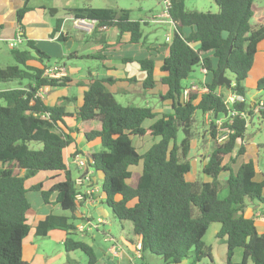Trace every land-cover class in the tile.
Segmentation results:
<instances>
[{
    "label": "trees",
    "instance_id": "16d2710c",
    "mask_svg": "<svg viewBox=\"0 0 264 264\" xmlns=\"http://www.w3.org/2000/svg\"><path fill=\"white\" fill-rule=\"evenodd\" d=\"M31 1L25 0L17 11L21 32L25 15L33 11ZM256 1L261 0H213L219 11L211 13L189 10L185 0H171L168 15L175 28L167 57L159 67L164 76L155 80L154 60H137L147 75L143 88L165 87L160 103L171 113L159 114L149 106L122 105L109 88L115 83L110 78L92 79L86 86L76 116L84 124V139L88 143L99 141L101 150L83 158L87 167L103 173V201L120 223L132 224L133 234L141 238L142 255L159 257L165 264L183 260L197 264L212 259L204 237L210 226L218 223L217 238L225 239L227 245L225 264H264V233H258L254 219L245 216L249 204L264 203V181L256 179L255 162L237 166L238 159L247 153V129L253 117L264 122V77L257 82L254 102L247 100L243 86L264 41V24L254 23ZM56 13L51 10L53 17ZM70 13L75 20L95 23L96 30L116 28L120 37L128 34L131 44L144 39L140 22L131 19L129 10L86 5ZM62 21L56 18L53 36L61 33ZM21 38L25 49H11L16 65L0 66V83L28 82L0 91V264H28L23 247L31 231V192L40 193L45 205L71 213L69 217L51 211L37 223L35 235L45 238L50 231L66 232V253L80 251L87 258L85 264H97L95 248L74 237L72 220H76L81 201L77 200L80 188L65 156L74 141V130L66 124L71 115L64 105H48L39 94L44 88H67L72 80L67 75L48 77L46 70L60 64L52 63L25 34L21 33ZM58 40L65 41L62 35ZM197 66L210 74L209 81L196 80ZM223 71L232 80L230 88L218 84ZM231 97H235L233 102ZM196 112L202 114L204 124L208 120L204 132L214 143L202 159V173L211 182L186 179L192 170L191 140L201 137L192 132ZM147 122L152 124L146 127ZM219 130L227 135L224 140L219 141ZM180 132L184 138L178 143ZM135 137H147L154 143L139 153ZM40 173L57 174L49 181L63 179L46 190L43 184L28 187L27 182ZM222 183L227 195L220 199ZM237 249L243 250L240 262L234 261ZM65 264L80 263L68 259Z\"/></svg>",
    "mask_w": 264,
    "mask_h": 264
},
{
    "label": "crops",
    "instance_id": "0c3cea01",
    "mask_svg": "<svg viewBox=\"0 0 264 264\" xmlns=\"http://www.w3.org/2000/svg\"><path fill=\"white\" fill-rule=\"evenodd\" d=\"M131 0H110L109 3H115L116 8L125 9L130 11V16L133 21L140 22L144 34V39L139 44H131L129 42V35L123 34L120 37V33L116 28L108 29H95V23L87 21H78L73 18L70 13V10L75 8H81L78 5H62L57 7L55 5L47 4V2H35L32 0L30 6L33 8V11L25 15L23 19L22 32L19 27L16 15L17 11L21 9L25 3V0H0V44L5 45L9 51L11 48L9 44L14 42L17 35L25 34L26 37L35 42L37 48L45 52L52 59V63L60 64L66 70V75L69 76L72 80V83L69 87L65 89H72L70 95H60L59 90H50L47 89L44 92L43 98L48 105H64L66 111L71 115L66 119V124L69 128L74 130L72 137L74 138L73 143L66 149L65 156L67 159V164L72 171L74 169L79 175L75 180L80 178H87L88 180L84 181L83 186L80 187L81 195H83V200L81 201V206L78 208L75 219L78 220V224H74L76 228L81 224H93V227L84 233L80 234L74 232V237L79 241H84L86 243H92L95 248L96 255L98 258L97 264H165L161 258H157L151 254H137L136 253V244L141 243V238L136 237L133 234V227L130 230L128 228L125 231L123 223H120L119 220L116 223L112 222L111 209L104 203L103 196L101 195V186H98L96 179H94V173L91 172L92 169L86 167L84 169L79 168L75 163V155L80 153L79 158H83L84 155H93L95 149L101 147L99 141H94L88 143L83 137L84 124L79 122L76 116V110L83 104V95L86 91V86L92 79H107L110 78L115 81L110 85V90L114 93L116 99L118 100L119 96L127 102H137V100H142L145 104L144 106H150L152 100L154 101L155 111L159 114H168L172 110L163 106L160 102L161 94L166 93V88L157 85L154 90H145L143 88V82L146 79V73L140 68V65L137 63V60L142 59H152L157 64L155 69V80L159 81L164 75L160 71L159 67L162 61L167 57V45L169 40H171L174 33V25L170 18L165 13L164 0L156 1V4L159 6L158 9H151L147 7L146 4H140L138 7H135L140 13L150 14V17L145 20H137L132 17L131 10L119 5L130 2ZM136 1V0H132ZM94 8H111L110 6L98 7L91 5V3H86L84 6L88 5ZM110 5V4H109ZM257 6V5H256ZM112 9V8H111ZM51 10H55L57 13L56 17L51 15ZM219 10V8H218ZM56 18L62 19V28L61 33L53 34L55 27ZM254 23L257 25L264 24V6L258 7L254 16ZM159 29H162L159 31ZM161 31L164 33L161 36ZM186 34L189 33V30L185 31ZM62 35L64 37V42H59L58 37ZM161 36L164 41H160L159 37ZM169 39V40H168ZM25 43L18 45L22 50L25 49ZM195 48H198V45H194ZM2 57V56H0ZM3 58V57H2ZM125 60H131L125 62ZM264 62V41L258 46V52L255 56V70L254 67L250 73L254 72L256 79L251 88L255 89L257 82L260 78L263 77L261 74L264 72V67H257L256 62ZM79 61H87L88 64L94 67H89L88 71L85 73L84 70L73 66ZM261 61V62H262ZM75 62V63H73ZM69 63L73 64L69 66ZM200 74L203 76L205 81H209L210 74H207L206 71L200 69ZM260 74V75H259ZM191 83H189L190 85ZM76 89V90H74ZM9 90V89H7ZM0 91H4L1 90ZM258 93L251 97L249 102H254L257 99ZM258 119L257 117H253ZM252 122L250 124H252ZM207 123V122H206ZM152 122H147L145 126L151 125ZM206 125V124H204ZM206 133L204 137L206 139ZM86 142L85 149H81L77 145V141L83 140ZM139 142L140 145L143 144L144 148H140L135 143ZM247 140V139H246ZM134 143L139 153L146 152L154 143V141L149 140L147 137H135ZM247 153L245 156L240 157L244 162L253 161L250 159V151L256 152L257 156L259 155L260 149L264 147L263 144H256L252 142H247ZM101 150V149H100ZM144 151V152H143ZM201 160L204 156L207 155L206 152L203 153ZM200 159V155L198 156ZM256 163L257 175L256 179L259 181H264V175L258 170V163ZM202 164V162H201ZM139 169L137 168V171ZM100 180H103V173L96 172ZM24 175V171L20 172V176ZM56 173H50L46 176L45 179H50L55 177ZM40 175H37L35 178L29 180L28 182L38 179ZM60 177L56 180H62ZM56 180H50L48 183H44L43 179L35 182L32 185L43 184V189L46 190L50 188ZM27 182V184H28ZM207 182V181H206ZM32 185L28 186L31 187ZM89 191H93V195H89ZM35 193L37 204L39 208L31 209L30 217H32V225L29 236L24 241L23 247V257L28 264H55L57 260L59 262L64 261L65 264L68 259L74 260L80 264H85L87 261L86 256H82L77 252H72L70 254L66 253L64 242L68 236L66 232L63 231H50L47 237H54L57 242L63 244L64 254H59L56 257H50L44 253V251L38 247L35 242V239L39 238L35 235V226L46 216L49 215L51 211L54 210L56 206H47L44 204V201L41 197V194L38 192ZM40 196V197H39ZM56 196L53 195L51 198L52 203H54ZM264 203L254 202L248 205L245 216L247 218H252L255 221L256 228L258 233H264V219L260 215H264L263 209ZM32 215V216H31ZM42 215V216H41ZM113 215V213H112ZM114 218H116L114 216ZM93 219H97L96 222ZM117 219V218H116ZM115 223L117 235H111L105 231V228L102 226L108 227ZM31 234L34 238H30ZM100 239L103 242H100ZM225 240V239H224ZM113 249L116 253H113ZM224 258L226 256L227 245L224 241L223 245ZM211 258L210 264H216L215 255L213 253V248L211 247ZM243 257V250L237 249L234 255V261L240 262ZM225 261V259H224ZM199 264L203 263L202 261L198 262ZM197 263V264H198ZM179 264H194L191 260H183ZM251 264V263H249Z\"/></svg>",
    "mask_w": 264,
    "mask_h": 264
},
{
    "label": "rangeland",
    "instance_id": "374dc122",
    "mask_svg": "<svg viewBox=\"0 0 264 264\" xmlns=\"http://www.w3.org/2000/svg\"><path fill=\"white\" fill-rule=\"evenodd\" d=\"M35 2H47V4H51V5H55L57 7H61L62 5H78L79 7H83L86 3H91V5H95L98 7H107L110 6L112 9H118L116 8V4L115 3H109V1H105V0H94V1H81V0H34ZM156 1L158 0H136V1H130L124 4L119 5L120 7H124L126 9H130L131 10V14L132 17L134 19L140 20L143 19H147L150 17V14H144V13H140L135 7H138L140 4H146L147 7H151V9H153V11L155 9H158L157 6H159L158 4H156ZM110 4V5H109ZM185 4L187 9L189 10H196V11H201V12H211V13H218V6L213 2V0H185ZM89 5V4H88ZM256 5L258 7H263L264 6V0L261 1H256ZM162 29H159V31ZM164 32L161 31V36ZM161 36L159 37L160 41H164V39L161 38ZM21 48V47H20ZM0 66L1 67H8V66H13L16 65V61L13 58V55L11 54V51H9V49L5 46L0 44ZM262 61V60H261ZM259 63L256 62L257 67L261 66L264 67V62L262 61ZM75 63V62H73ZM53 65V64H52ZM73 64L69 63V66H71ZM255 65V64H254ZM82 70L85 71V73L88 71V68L91 66L90 64H88L87 61H79L77 63H75V65ZM94 67V66H91ZM255 70V67H254ZM253 70V72H254ZM250 73L249 74V78L243 83V86L246 89V97L247 100L249 101L251 99V97H253L256 94L255 89L251 88L252 85L254 84V80L256 79L255 77V73ZM264 77V72L261 73ZM260 75V74H259ZM194 76L196 78L197 81H200L203 79V76L200 74V69L199 67H195L194 70ZM27 81H21V84L18 83H0V89L1 90H7V89H15V88H19L20 86H26L27 85ZM76 90V89H74ZM72 89H61L59 90L60 95H70V93H72ZM230 97V96H229ZM228 99V98H227ZM119 103H121L124 106L127 105H133V106H144L145 104H143L144 102L142 100H137V102H130L129 104L127 102H125L122 97L119 96L118 98ZM154 101L157 102L156 100H152V102L150 103V106L155 107L154 106ZM196 119H197V123L195 124V127L193 128L192 132L193 133H198L199 136L201 135L200 139L197 138H193L191 140V150H190V155H189V161L191 163L192 166V170L191 172L186 176L187 181L193 182V181H197V180H201V181H207V182H211L212 180L205 176L202 173V156L204 155L203 153L206 152L207 154L210 153V151L212 150L214 143L213 141L210 139L209 136H206V140L203 139L204 137V130L207 128V125H204V121H203V117L202 114L200 112H196L195 114ZM208 121V120H207ZM206 121V122H207ZM206 124V123H205ZM219 125V124H218ZM221 126V124L219 125ZM220 135L219 138H225L227 135L224 134V131L219 130ZM247 142H252V143H256V144H263L264 143V122L260 121L258 119H254V121L252 122V124H250L248 126L247 129ZM184 138V135L182 132H180L178 134V138H177V142L180 143L182 141V139ZM204 140V141H203ZM78 147L81 149H85L86 147V142L84 141V139L81 141H77L76 142ZM135 143L138 147L140 148H144L143 144L140 145L139 142ZM101 147L96 148L94 151L95 153H98L100 151ZM144 152V151H143ZM200 155V159L198 158V156ZM249 155L251 157H249L250 159H253L255 162L258 163V170L260 172H262V174L264 175V147L262 149H260L259 155L257 156L256 152L250 151ZM243 161L241 160V158L238 159L237 161V166L242 164ZM91 172L94 173V179H96V182L98 183V186L100 187L102 185V180H100L99 176L97 173H95V170L92 169ZM40 176L38 177V179L32 180L30 182H28L27 186H30L32 184H34L37 181H40L43 179L44 183H48L49 180L45 179L46 176L50 175V173H40ZM79 175L77 174V172L72 169V177L75 179L77 178ZM225 174L221 176L220 181L223 182L224 178H225ZM58 181V180H57ZM220 186V192H219V197L220 199H223L226 195H227V189L223 187V183L222 186L219 184ZM79 191H82V189H79ZM264 196V194H263ZM40 197V196H39ZM29 201L31 203V206H33V208H39V205L37 204V201L35 200L36 195L35 193H29L28 195ZM263 209H264V205H263ZM53 213L56 215H65V216H71L70 211L67 210H63L61 207L56 206L53 210ZM32 216V215H31ZM42 216V215H41ZM111 220L112 222L114 221L116 223L117 219L114 218V215H112L111 213ZM97 219H93L94 222H96ZM30 224L32 225V217H30L29 220ZM72 222L74 224H78V220H72ZM115 223H113V225H109L108 227H104L102 226L101 228H105V231L116 236V228H115ZM124 227H125V231L128 230V228L131 230L132 229V224L130 222H124L123 223ZM220 229V225L218 223H214L210 226L207 234L204 237V242L206 243L207 246L212 247L213 248V253L215 255V261L216 264H225L224 261V251H223V245H224V239H219L217 238V233ZM30 238H34V236L31 234ZM36 244L38 245V247H40L41 251L43 250L44 253L50 257H56L59 254H64V247L63 244L59 243L56 241V239L54 237H48V238H37L35 239ZM100 242H103L102 239H100ZM91 246L94 245L92 243H89ZM78 254H81L82 256H84V254L80 251H77ZM159 258V257H157ZM65 261V260H64ZM64 261L59 262V260H57L55 262V264H60V263H64ZM203 263L201 264H210V259H203L202 260ZM199 264V263H198Z\"/></svg>",
    "mask_w": 264,
    "mask_h": 264
},
{
    "label": "built area",
    "instance_id": "2783aa9c",
    "mask_svg": "<svg viewBox=\"0 0 264 264\" xmlns=\"http://www.w3.org/2000/svg\"><path fill=\"white\" fill-rule=\"evenodd\" d=\"M164 6H165V13H166V15L169 17V15H168V9L170 8V6H171V0H164ZM169 40V39H168ZM22 38H21V35H17V37L15 38V40H14V42H11L10 44H9V46H10V48L11 49H14V48H16V47H18V45H20V44H22ZM170 41V40H169ZM48 77H62V76H66V70L64 69V67L63 66H59V65H52V67H50V68H48L47 70H46V73H45ZM47 90V88H44V89H41L40 90V92H39V94H40V96H42L43 97V95H44V92ZM237 99L238 100H243V98L242 97H237ZM235 100V97H231L230 98V101L231 102H233ZM233 116L235 115V114H232ZM221 140H224V138H222V139H219V141H221ZM75 163H76V165L79 167V168H81V169H84V168H86L87 167V163H86V161H85V159L84 158H79L78 156H77V158H75ZM86 180H88L86 177L85 178H80V179H78V180H75V183H76V185H77V187H81V186H83V183H84V181H86ZM89 193V195H93V191H89L88 192ZM84 198H83V195H81V193L77 196V200L78 201H82ZM260 217L261 218H263L264 219V215H260ZM90 227H93V224H81L80 226H78L77 228H76V232L77 233H80V234H84V233H86L89 229H90ZM142 250V243H139V244H136V253L137 254H141L140 253V251ZM113 253H116L115 251H114V249H113Z\"/></svg>",
    "mask_w": 264,
    "mask_h": 264
},
{
    "label": "water",
    "instance_id": "95a60500",
    "mask_svg": "<svg viewBox=\"0 0 264 264\" xmlns=\"http://www.w3.org/2000/svg\"><path fill=\"white\" fill-rule=\"evenodd\" d=\"M231 50H232V48H231ZM230 50V51H231ZM224 71L219 75V78H218V84L220 85V86H223V85H225L227 88H230V87H232V80L231 79H229L228 77H226L225 75H224Z\"/></svg>",
    "mask_w": 264,
    "mask_h": 264
}]
</instances>
